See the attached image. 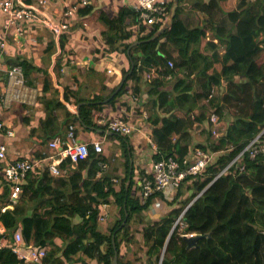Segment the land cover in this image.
Instances as JSON below:
<instances>
[{
  "label": "trees",
  "instance_id": "obj_1",
  "mask_svg": "<svg viewBox=\"0 0 264 264\" xmlns=\"http://www.w3.org/2000/svg\"><path fill=\"white\" fill-rule=\"evenodd\" d=\"M82 1L76 16L95 13L94 5H82ZM173 1L164 3L167 11L172 12L171 24L155 40L153 36L163 26L165 16L148 26L137 21V13L129 6H122L115 14L111 10L97 11L99 35L95 39H99L90 53L93 62H104L116 53L129 58V65L120 71V83L125 76L127 79L114 96L120 83L106 94L99 92L83 98L80 87L59 77L60 70L71 61L66 48L71 29L61 35L58 46L50 32L42 48L41 64L22 57L8 58L9 65L21 66L27 86L37 90L34 105L40 108L41 115L29 135L38 132L40 145L45 144L46 148L56 137L68 142V127L73 128V135L82 130L103 131L98 121L109 118L105 111L127 106L125 97L141 98L146 92L148 98L143 107L155 124L151 131L157 147L154 161L173 157L182 163L195 149L221 154L216 161L213 158L201 175L185 178L170 202H165L162 192H154L143 201L141 193L140 197L132 194V182L126 183L128 177L117 185L105 174L97 177L98 165L105 159L91 145L88 157L64 178L52 179L46 169L28 174L20 183L21 191L13 209L3 213L0 210V223L9 232L21 223L27 244L47 247L43 264H112L115 255L117 264H123L118 256L119 235L131 219L141 218L155 201L172 208L137 231L141 240L139 250L147 264H264V155L253 160L246 157L241 173L232 169L217 177L248 142L261 133L264 138V51L251 38L256 30L264 31V0H236L232 11L222 5L227 0H178L176 4ZM198 15L203 18L202 25ZM73 22L69 21L71 26ZM137 23L141 25L139 29ZM206 27L221 48L204 42ZM58 49L55 73L62 93L48 73ZM222 51L220 58L217 54ZM168 62H172V67ZM109 70L105 68L106 82L113 75V70L108 73ZM152 70L155 74L146 79L145 75ZM90 71L96 74L95 70ZM2 82L0 91L6 83ZM70 107H75L78 115ZM159 111L165 116L160 117ZM212 113L223 120L217 137L211 132ZM3 126L5 137L8 128L4 123ZM112 137L121 140L129 163L126 137ZM42 153L33 151L36 160L46 156ZM183 185L191 194L173 207ZM203 190L201 198L184 213L186 227L180 230L174 226L186 206ZM7 194L5 190L0 196V205L7 202ZM102 204L114 211L102 222L105 225L100 232ZM186 234L202 237L195 247L187 249L183 239ZM78 253L81 256L75 259L73 256ZM0 264L21 263L5 248L0 251Z\"/></svg>",
  "mask_w": 264,
  "mask_h": 264
},
{
  "label": "built area",
  "instance_id": "obj_2",
  "mask_svg": "<svg viewBox=\"0 0 264 264\" xmlns=\"http://www.w3.org/2000/svg\"><path fill=\"white\" fill-rule=\"evenodd\" d=\"M85 0L81 2L85 5ZM49 0H0V14L3 16V23L0 26V56L4 57L7 53L9 45H15L22 48L26 43L31 45H38L35 38L27 37L24 29L26 27H44L47 31L51 32L55 42L58 46V40L62 34L72 30L69 23L70 18L76 13L77 6L65 8L62 12L64 21L56 22L49 17L47 10L49 8ZM133 9L137 13V21L148 26L157 23L159 18L165 16V21L171 11H167L163 2L159 0H136ZM253 43L262 51H264V31L256 30L252 36ZM203 39L207 44H212L215 48H221V44L215 38L210 28L206 27L203 30ZM58 53L60 51L58 49ZM58 54V55H59ZM57 56H52V67L55 64ZM70 66H75L73 62ZM168 66L172 67V62H168ZM55 73V66L53 68ZM5 86L0 94V110L8 108L12 103H22L34 105L36 101V92L27 86L23 70L19 65H8L5 69ZM53 76L52 70L49 71ZM111 73V70L108 71ZM68 74L66 68H62L59 72V77L63 78ZM155 74L152 70L145 75L149 79ZM56 76V73H55ZM53 77L54 84L56 85V77ZM61 90L62 88L57 87ZM3 93V94H2ZM2 95V96H1ZM136 101V99H133ZM71 111L76 113L74 107H70ZM209 122L212 125V135L218 136L217 130L220 128L221 123L218 116L212 113L209 117ZM100 126H103V135H117L120 137H128L135 132L136 127L131 123L121 118H108L98 121ZM4 132L3 123L0 122V134ZM13 136L12 130H5V137L10 138ZM148 144L152 151L156 152L157 147L151 139ZM92 146L94 152L102 155L103 147L101 142H93L86 144L76 138H70L68 142H63L60 138L56 137L49 141L47 145L48 152L58 154L57 158L52 156H45L38 160H7V146L0 142V196L5 190H8L6 197L7 202L0 205L1 212L13 209L21 191L20 183L27 177L28 174L34 171H41L46 169L49 177L52 179L64 178L69 174V169L75 168L79 161L85 160L89 154V146ZM216 154L203 153L198 149L191 150L189 155L185 156L182 163H179L173 157L161 158L154 161L151 165L150 172H143L139 177L138 185L143 201L149 198L154 192H164L167 188L178 190L181 183L189 176L201 175L207 166L213 161ZM259 155H264V138L262 133L256 136L253 140L248 142L243 150L238 153L229 164L217 175L220 177L224 173L236 169L238 173L244 171L245 158L250 160L255 159ZM99 172L97 177H102L107 173V164L105 162L99 163ZM112 183H117V177L109 176ZM204 190L199 192L196 197L186 206L183 212L175 220L174 226L181 229L186 227L183 216L188 207L201 198ZM107 205L102 204V215L99 217L100 223L104 222L107 217ZM194 234H186L184 236H193ZM8 248L16 256L21 264H43V260L47 255L48 249L45 246H32L25 242L22 225L18 223L12 232H9L0 223V251ZM80 253L73 256L75 259L80 258ZM86 258L85 254H82ZM91 261V259H88Z\"/></svg>",
  "mask_w": 264,
  "mask_h": 264
},
{
  "label": "crops",
  "instance_id": "obj_3",
  "mask_svg": "<svg viewBox=\"0 0 264 264\" xmlns=\"http://www.w3.org/2000/svg\"><path fill=\"white\" fill-rule=\"evenodd\" d=\"M32 1V0H31ZM80 0H49V8L47 13L49 17H51L56 22H63L64 18L62 17V12L67 7H71L73 5L78 6L80 4ZM86 2L94 5L95 13L85 16L79 17L75 14L70 18L69 21L74 20V25H72L71 30V38L66 42L67 54L69 55L68 58L71 60L67 65L68 74H66V79L69 82L68 84L77 85L79 88L82 86V90L86 87H99L91 94L94 96L99 92H103L106 94L107 92L111 91L117 84L120 83L121 77V70L126 68L129 65V58L128 55L124 53H116L109 59H105L104 62L95 63L91 57V52L94 50L95 45L97 44V39H95L98 35V10H111L113 14L121 8L122 6H129L132 7L135 5L136 0H85ZM160 2L167 3L169 0H159ZM194 1V0H192ZM207 1V0H205ZM236 0H227L223 2V7L230 11L234 8ZM199 16L201 20V25L203 24V18ZM3 23V16L0 14V26ZM44 27L40 25L37 27H26L24 29L25 34L27 37L36 38L38 45H31L30 43H26L24 47L18 48L17 46H9L7 53L4 57H7V60L4 57L0 56V86H2V81H5V69L8 66V58H26L29 61L35 64L42 63V48L46 44L47 41V32ZM50 34V32H49ZM157 37V33L153 36V40ZM217 49V48H216ZM122 50V49H121ZM224 52H220L217 54L218 57L221 58ZM71 56V57H70ZM65 57V54L63 55ZM59 58V56H58ZM72 58V59H71ZM76 60V61H75ZM69 61V60H68ZM52 62V58H51ZM73 62L75 64V69H81V74L84 72L85 69L91 68L95 70V73H99L101 67L113 70V75L109 77V81H100L97 78H82L79 72H74L73 77L70 76V72L73 71L71 67H69L70 63ZM84 68V69H83ZM3 71V72H2ZM75 71V70H74ZM88 71V70H87ZM90 74V70L88 71ZM70 73V74H69ZM85 74V73H84ZM87 74V73H86ZM69 75V76H68ZM83 75V74H82ZM63 77V79L65 78ZM57 74H56V88L58 85L57 83ZM72 78V80H69ZM91 81V82H89ZM54 85V80L52 81ZM101 85V86H100ZM105 85V87H103ZM61 87V86H59ZM89 87V88H90ZM62 88V87H61ZM4 87L2 91L4 93ZM33 89V88H31ZM59 89V88H58ZM35 90V89H33ZM60 90V89H59ZM98 90V91H97ZM0 91V94L1 92ZM81 91V89H80ZM36 97H37V90ZM61 92V90H60ZM2 93V94H3ZM2 96V95H1ZM83 96V95H82ZM83 98H88V96H83ZM148 95L146 92L141 94V98L138 97H125V101L127 102V106H121L115 109H110L105 111L109 118H121L126 120L127 122L131 123L136 127L135 132L132 135L126 137L127 148H129V163L127 158H125L122 148H121V140L119 138L115 139L112 135L104 136L100 131L98 132H88V131H77L76 135H73V128L68 127L65 130L66 136L69 138H76L81 142L86 144H92L93 142H101L103 147L102 157L105 159V163L107 164V176L117 177L119 181L115 183L116 185L123 181L125 178L128 177L127 184L131 181L132 182V194L140 197V188L138 185L139 177L142 172H150L151 165L154 162L153 155L154 151L151 150L148 140L151 139V131L155 124L153 123V116L149 119L147 113L143 107V104L146 102ZM136 99V101H133ZM22 107L17 104H11L8 108L0 110V122L4 123L8 129L12 128L13 136L10 138L4 137L2 134L0 135V142L4 143L7 146V160L8 161H17V160H35L36 156L33 154L28 147L29 146H36L37 143L41 142V139H36L35 137L30 136V132L27 130H23L21 132L20 128H13L12 118L15 114H17V110H20ZM162 111V110H161ZM160 117H164L165 115L162 114L160 111L158 112ZM17 117V116H16ZM223 124V120L220 121ZM27 133H26V132ZM32 137V139H31ZM31 143V144H30ZM44 154V153H42ZM46 156H52L53 158H57L58 154L54 152H48ZM74 171V168L69 169ZM38 171V170H37ZM87 171L84 173L86 174ZM86 176V175H84ZM114 184V183H113ZM163 198L165 202L173 201L177 196V190H173L172 188H167L163 193ZM189 195L188 194H184ZM183 196V197H184ZM179 201V200H178ZM176 202L173 207H176L179 202ZM172 206L166 205V203L155 201L153 202L152 206L149 210L144 212L143 216L138 219H131L128 228L123 231L119 235V239L121 240V245L118 250L119 260L123 264H147L145 255L144 257L137 258V253L140 251L139 246L137 245V241L139 240L140 234L137 232L143 226H145L148 222L156 221L162 218L168 210H170ZM108 211L113 213L114 208H109ZM102 215V214H101ZM100 215V216H101ZM102 224V223H101ZM102 227H99V231H102ZM142 233V232H141ZM136 255V256H135ZM135 256V258H134ZM91 264H96L92 262Z\"/></svg>",
  "mask_w": 264,
  "mask_h": 264
},
{
  "label": "rangeland",
  "instance_id": "obj_4",
  "mask_svg": "<svg viewBox=\"0 0 264 264\" xmlns=\"http://www.w3.org/2000/svg\"><path fill=\"white\" fill-rule=\"evenodd\" d=\"M233 9H231L230 11H232ZM166 22V21H165ZM137 26H136V29H139L140 27L139 26H141L139 23H137L136 24ZM46 31V30H45ZM47 32V31H46ZM47 38L49 37V36H51L50 34H49V32H47ZM36 39V38H35ZM37 40V39H36ZM48 40V39H47ZM59 53H58V50L56 51V53L53 55V56H57V58L55 59V64H54V66L56 67V64H57V62H58V56L60 55H58ZM51 64H52V62H51ZM9 65V64H8ZM54 66L52 67V65L48 68V73H49V76H50V78H51V80L53 81V77L55 76V73H54V70H53V68H54ZM69 67H71L72 69H75V66H70L69 65ZM67 69V68H66ZM84 69V68H83ZM91 68H88V69H85L84 70V72L81 74V71H79V70H81V69H75L76 71H71L70 73V76L71 77H73V74H74V72H79V74L81 75V77L82 78H87V77H89V78H97V79H99L100 81H103L104 79H105V76H106V72L105 71H102V70H100L99 71V73H97V74H90L88 71L90 70ZM50 70H52V72H53V76L50 74ZM88 70V71H87ZM92 70V69H91ZM3 72V71H2ZM91 72V71H90ZM73 73V74H72ZM85 73V74H84ZM87 73V74H86ZM92 73V72H91ZM69 76V75H68ZM56 77V76H55ZM66 78V77H65ZM67 79H68V77H67ZM65 80V79H64ZM69 80H72V78H69ZM89 82H91V81H89ZM92 83V82H91ZM54 86H56L55 84H54ZM91 86V85H90ZM89 86V87H90ZM101 86V85H100ZM58 87V86H57ZM86 87V88H84V90H82V86H80V89H81V95H83V96H88V97H90L91 96V94H93L94 92H96V90H94V89H98L99 90V87H95L94 89H92V87ZM97 90V91H98ZM100 91V90H99ZM74 109L76 110V108L74 107ZM40 115H41V110H40V108L38 107V106H33V107H23V108H21L20 110H17V114H15L14 115V117L12 118V121H14L13 122V124H12V126H13V128L15 129V128H20L19 130H21V132H24L23 130H27V131H31V129L32 128H35L37 125H38V121H39V118H40ZM17 116V117H16ZM26 132V131H25ZM27 133V132H26ZM38 132H36V131H34L33 132V135H32V137H35L36 139H38ZM32 137H31V139H32ZM31 144V143H30ZM31 151H34V150H37V152H43L44 154H48V150H47V148H46V145L45 144H43V145H40V143H37V145L36 146H29L28 147ZM221 154L219 153V154H216L215 156H214V158H215V161L217 160V158L220 156ZM1 166H2V163H1ZM186 186L185 185H183V187L181 188V193H179L180 195L178 196V198H179V201H182V200H184V198H183V196H184V194H188V192H189V194H191L190 193V191L189 190H187L188 188H185ZM187 190V191H186ZM186 196V195H185ZM189 198V197H188ZM178 201V202H179ZM180 204V203H179ZM108 209H109V207H108ZM108 209H107V216L109 217V215H110V211H108ZM104 225L105 224H101L100 225V227H104ZM137 245L139 246V249H140V245H141V240L139 239V241H138V243H137ZM136 256V255H135ZM135 256H134V258H135ZM142 258V257H144V253H142L141 251H139L138 253H137V258Z\"/></svg>",
  "mask_w": 264,
  "mask_h": 264
},
{
  "label": "water",
  "instance_id": "obj_5",
  "mask_svg": "<svg viewBox=\"0 0 264 264\" xmlns=\"http://www.w3.org/2000/svg\"><path fill=\"white\" fill-rule=\"evenodd\" d=\"M178 2V0H174L173 3L176 4ZM171 20H172V12L169 13L168 17H167V20L166 22L163 24V26L161 27V29L157 32V36H159L162 32H164L167 28H169L170 24H171ZM133 70V67L131 66L130 67V72L129 74L131 73V71ZM128 74V75H129ZM127 79V76H125L122 80V82L119 84V86L117 87V89L114 91L113 95H116L119 90L121 89L124 81ZM76 114L78 115V110H76ZM102 134H103V131H100ZM112 135V134H110ZM208 236V235H207ZM202 236L200 235H193V236H184L183 239L184 241L186 242L187 244V249H190V248H193L197 245V240L199 238H201ZM114 243V242H113ZM112 264H117V255L114 256V259H113V263Z\"/></svg>",
  "mask_w": 264,
  "mask_h": 264
}]
</instances>
